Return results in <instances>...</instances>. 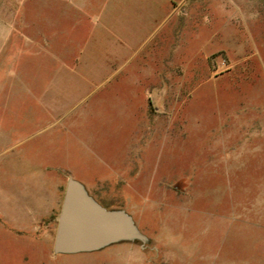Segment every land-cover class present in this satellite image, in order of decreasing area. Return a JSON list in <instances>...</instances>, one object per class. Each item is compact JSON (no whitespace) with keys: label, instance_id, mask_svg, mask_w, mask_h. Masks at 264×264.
I'll return each instance as SVG.
<instances>
[{"label":"rangeland","instance_id":"1","mask_svg":"<svg viewBox=\"0 0 264 264\" xmlns=\"http://www.w3.org/2000/svg\"><path fill=\"white\" fill-rule=\"evenodd\" d=\"M260 159L264 0H0V264H264ZM68 179L144 245L54 253Z\"/></svg>","mask_w":264,"mask_h":264},{"label":"water","instance_id":"2","mask_svg":"<svg viewBox=\"0 0 264 264\" xmlns=\"http://www.w3.org/2000/svg\"><path fill=\"white\" fill-rule=\"evenodd\" d=\"M139 241L144 238L121 211H105L68 179L62 196L53 239L54 253L92 252L109 243Z\"/></svg>","mask_w":264,"mask_h":264},{"label":"crops","instance_id":"3","mask_svg":"<svg viewBox=\"0 0 264 264\" xmlns=\"http://www.w3.org/2000/svg\"><path fill=\"white\" fill-rule=\"evenodd\" d=\"M260 162H261V167H260V172H259L260 174L258 175L259 176V185L257 187L258 191L253 192V193H255V195H258V198H259L258 201H257L256 213L258 215L257 227L259 229V239H260V242L262 243V242H264V176L261 173L262 172L261 169H262V165H263L261 159H260ZM229 174L230 173H225L224 176H226L227 179H229ZM211 176L215 178V177H220L221 175L218 172H214V173L211 174ZM138 179H139V175H135L134 177H132V181L135 180L136 182L135 183L132 182L131 185L130 184H126V185L129 186L133 190L135 184H136L135 187L138 186ZM116 189H117V187H116ZM250 190H252V189H250ZM250 190L246 191L245 188H241V189H237V191L232 189V192L234 193L233 194V196H234L236 194L237 195H241V193H242V195L245 194V193L249 194V193H251ZM217 191L219 192V189ZM173 193L175 194V196H178V194L175 191H173ZM213 202H215V204H217L219 201L216 200V201H213Z\"/></svg>","mask_w":264,"mask_h":264}]
</instances>
